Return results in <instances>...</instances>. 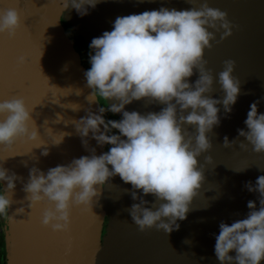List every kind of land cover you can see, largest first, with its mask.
<instances>
[{"label": "water", "instance_id": "95a60500", "mask_svg": "<svg viewBox=\"0 0 264 264\" xmlns=\"http://www.w3.org/2000/svg\"><path fill=\"white\" fill-rule=\"evenodd\" d=\"M204 2L102 0L81 17L71 7L63 12L62 0H0V11L15 9L21 18V29L15 39L0 35V102L23 98L38 130L37 141L17 142L13 153L17 156L7 158L13 154L0 150V166L21 178L16 181L8 209V215L19 222L9 223L5 214L7 264H220L215 256L219 225L245 219L250 211L249 201L256 203L257 210L260 207L259 194L247 191L245 185L251 182L255 186L257 178L264 175V154H256L243 137H238V130L247 131L244 121L253 102L259 101L258 114H264V0H207L209 7L226 12L233 25L230 37L221 41L223 30L214 32L211 50L205 49L206 67L214 78L211 98L224 97L218 74L226 60L235 61L233 77L240 81V94L230 114L225 113L222 104L217 105L220 124L208 133L212 149L197 158L198 166H204L205 180L186 219L177 221L179 230L171 234L155 228L141 232L126 211L139 201H133L131 185L119 176L107 183L98 203L93 202L92 211L100 218L90 209L73 206L70 231L66 233L44 227L41 219L47 202L31 209L23 191L31 168L47 173L50 168L68 165L74 158L91 155L83 147L74 124L88 110L99 115L101 104L86 99L91 93L84 76L87 70L64 24L71 26L89 46L93 38L112 30L117 17L161 7L198 9ZM22 55L28 58V63L18 66L17 59ZM198 75L194 70L189 83L194 84ZM163 107L145 99L127 105L125 111L146 115L158 113ZM77 108L80 109L76 111ZM111 115L118 121L122 119V114ZM29 127L32 130L33 125ZM183 127L195 134L194 127ZM65 133L69 135L63 138ZM224 137L237 142L232 148H224ZM240 143L246 144L247 150L241 149ZM40 146L43 147L37 148ZM89 147L101 155L110 146H98L90 134ZM44 150L49 152L47 157L41 155ZM205 156H211L213 163L206 164ZM0 186L7 187L6 183ZM137 195L148 202L149 208L155 203L151 195L145 197L140 192ZM20 208L25 210L23 214H17ZM229 255L236 254L233 251Z\"/></svg>", "mask_w": 264, "mask_h": 264}, {"label": "clouds", "instance_id": "9594fccd", "mask_svg": "<svg viewBox=\"0 0 264 264\" xmlns=\"http://www.w3.org/2000/svg\"><path fill=\"white\" fill-rule=\"evenodd\" d=\"M100 2L62 0V8L64 12L71 7L84 17L89 14V8L95 9ZM232 28L227 13L209 7L205 0L198 9L161 7L117 17L111 31L92 39L88 54L91 67L84 73L86 86L91 89L86 99L99 104L103 100L106 106L98 109L99 115L88 110L74 124L83 147L91 155L74 158L68 165L50 168L47 173L33 167L23 186L31 209L47 202L41 219L44 227L55 233L69 232L73 206L90 209L100 218L92 211L93 202L98 203L107 183L119 176L131 185L133 201H139L126 211L141 232L155 228L171 234L179 230L177 221L186 219L205 180L204 166H198L197 158L212 149L208 133L220 124L217 105L222 104L225 113L230 114L240 94V81L233 77L235 61L226 60L218 74L224 97L222 100L211 98L214 78L204 59L205 49L211 50L210 42L215 40L214 32L222 29L223 41L232 35ZM20 29L21 18L15 9L0 11V35L15 39ZM27 63L26 56L18 57V66ZM194 70L199 75L191 84L189 79ZM145 99L165 107L146 115L125 111L127 105ZM108 101L114 103L108 105ZM258 103L250 105L244 121L247 131L238 130V137H243L256 154H264V114H258ZM105 112L122 114V119L106 121ZM184 125L194 127L195 134L188 132ZM90 134L98 146H110L108 150L97 155L95 148L89 147ZM65 135L69 134L65 133L63 138ZM37 139L38 130L25 100L14 97L0 102V150L13 154L17 142ZM236 142L224 137L223 147L232 148ZM239 147L247 150L244 143ZM41 155L47 157L49 152L44 150ZM204 159L206 164L213 163L211 156ZM18 179L21 178L0 166V185H7L0 187V215L7 214L9 223L19 222L8 215ZM245 187L259 194L260 207L257 210L256 203L249 201L250 211L245 219L219 225L215 256L220 264L264 261V175L257 178L255 186L248 182ZM137 192L155 198L151 208ZM24 211L20 208L17 214ZM233 251L235 257L229 255Z\"/></svg>", "mask_w": 264, "mask_h": 264}, {"label": "flooded vegetation", "instance_id": "af4514ba", "mask_svg": "<svg viewBox=\"0 0 264 264\" xmlns=\"http://www.w3.org/2000/svg\"><path fill=\"white\" fill-rule=\"evenodd\" d=\"M67 34H68L69 38H71L68 32H67ZM81 58H82L83 66L86 68V70H88L90 68L88 66L89 62H87L83 53H81ZM100 103H101V106H103L102 100H100ZM104 119L106 120L105 114H104ZM7 262H8L7 226H6V222H5V215H0V264H7Z\"/></svg>", "mask_w": 264, "mask_h": 264}, {"label": "trees", "instance_id": "16d2710c", "mask_svg": "<svg viewBox=\"0 0 264 264\" xmlns=\"http://www.w3.org/2000/svg\"><path fill=\"white\" fill-rule=\"evenodd\" d=\"M64 27H65L66 31L69 33L71 39L73 40L75 47L78 48L80 53H83L87 62H89V55L88 54H89L90 49H89V46H88L87 42L85 41V39L82 38L78 33L74 32L71 29V26L64 24ZM88 66L91 67L90 63H88ZM104 114L106 116V121L116 120L112 117L110 112H105ZM113 132L115 134H118V133H116L115 130H113Z\"/></svg>", "mask_w": 264, "mask_h": 264}, {"label": "rangeland", "instance_id": "374dc122", "mask_svg": "<svg viewBox=\"0 0 264 264\" xmlns=\"http://www.w3.org/2000/svg\"><path fill=\"white\" fill-rule=\"evenodd\" d=\"M103 101V100H102ZM114 119H116L114 116H112ZM117 120V119H116ZM118 121V120H117Z\"/></svg>", "mask_w": 264, "mask_h": 264}]
</instances>
